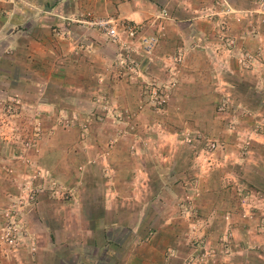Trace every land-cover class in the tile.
Here are the masks:
<instances>
[{
  "label": "crops",
  "instance_id": "1",
  "mask_svg": "<svg viewBox=\"0 0 264 264\" xmlns=\"http://www.w3.org/2000/svg\"><path fill=\"white\" fill-rule=\"evenodd\" d=\"M254 1L225 0L231 11L247 16L240 24L228 23L223 31L234 39L232 47L218 40L215 21L205 18L214 0L0 1V114L10 96L20 98L23 112L36 109L51 122L72 113L91 116L102 96L127 112L143 97L149 73L164 76L160 69L168 65L169 55L186 50L183 72L164 114L154 120L144 111L135 120L138 129L166 130L167 137L154 144L165 147L162 166L149 171L136 168L135 160L122 152L121 143L107 159L113 165L110 180L101 182L98 172L92 171L96 168L86 164L81 177L88 178L87 182L68 187L75 200L60 201L48 192L36 196L22 210V217L37 243L38 264H183L193 249L192 238L216 237L222 226L235 227L231 211L237 214L242 199L252 219L232 231L235 252L219 253L203 264H264V226L260 223L264 216V144L252 139L249 154L243 157L237 147L245 134L222 136L214 153L206 155L199 149L192 164L190 153L181 146L187 133L210 130L215 98L223 93L238 97V106L247 98L255 99L251 110H264V17L260 14L264 0L259 9ZM161 10L166 12L165 37L150 55L128 56L134 66L131 81L105 71L113 61L121 60L123 51L117 45L99 32L77 25L65 27L64 23L85 11L97 18L152 22ZM199 14L203 18L198 19ZM193 40L196 48L190 51ZM257 51L260 56L255 57ZM244 52L253 54L250 66L237 64ZM13 128L0 123V210L27 177ZM60 139L42 145V161L53 159V169H48L53 177L63 175L64 163L84 162L76 152V138L67 144ZM62 144H73L74 152L59 154ZM93 154L94 150L88 153L85 162ZM71 172L76 175L73 167ZM192 177L198 179L194 182L199 199L193 202L198 216L188 219L183 209L193 192ZM189 221L199 225L194 234ZM210 225L217 229L212 232Z\"/></svg>",
  "mask_w": 264,
  "mask_h": 264
},
{
  "label": "rangeland",
  "instance_id": "2",
  "mask_svg": "<svg viewBox=\"0 0 264 264\" xmlns=\"http://www.w3.org/2000/svg\"><path fill=\"white\" fill-rule=\"evenodd\" d=\"M0 1L9 3L19 0ZM254 2L257 3L259 9L261 4L260 0H255ZM212 5L210 12H207V17L205 18L211 22L215 21V28H217L218 31V40L227 44V46L232 47L234 45V39L223 34V31L225 28H228V23L232 22L240 24V22L242 20L244 21L247 16H244L242 13H236L233 10L231 11L227 7L225 0H214ZM161 11L165 12V10ZM260 14L264 17V13ZM164 15H166V12ZM202 15L203 14H199L197 17ZM164 17L165 16L162 18L156 17L152 22L140 23L145 25L144 29L146 34H154L158 36L157 44L148 54H146L147 56L155 50L165 37L164 25L166 19H164ZM110 18L113 17H109L108 19ZM92 19L105 18L94 17L90 12L85 11L77 13L73 18L64 20V23L65 27L77 25L87 30L99 32V34L104 36L99 29L90 26L85 22ZM198 19H200V17H198ZM259 23L260 20L258 24ZM196 43L197 42L193 40L188 45V50H194V48H196ZM79 48L81 49V46H79ZM185 51L176 50L169 55L168 59L170 64L168 63V65L162 67V70L160 69L161 74L164 76L159 75V77L156 78L152 74L150 76L149 73L150 80H147L145 84L143 97L137 102V104H134L133 101H131V103L134 104V108L127 112L108 104V102L110 103V100L107 102L106 97L104 96L103 98L102 96L97 103L96 110L91 116L80 117L78 114L72 113L61 115L54 122H51V120H44L43 114L36 109H33L30 112H23V109L18 102L21 101L18 96H10L7 99L0 114V123L7 124L8 126L9 124L13 125L15 136L18 138L17 140L20 141L17 155L20 160H22L21 158L25 159L24 165L27 169V177L23 180L21 187L12 201L8 202L7 205L0 210V229L3 228L6 223L4 213L9 210L12 204H14L15 207L18 206V209H16V213H14L13 216L14 220L17 223L19 222L21 227L19 229L21 236L19 237L17 244L13 247L7 246L0 241V264H38L35 260L37 243L30 237L31 234H29L25 225L26 223L23 221L22 210L29 205H32L36 198H38L36 196L43 192H48L49 195L60 201H72V198L75 200L76 198L69 193L68 187L69 185H74V183L83 185L87 182L88 178L81 177V173L85 170L86 164L90 167L96 168L92 171L98 172L100 176L99 180H101V182L110 180L112 178L111 170H113V165L108 163L107 159L110 158L112 152H116V148L119 144L123 143L122 152L127 155V158L135 160L132 162V165H135L136 168L142 169L143 167H146L149 171L153 166H162L163 163L161 159L166 156L163 151L165 147H155L154 144L163 141L161 138L167 137L166 130L164 128L156 129L155 127L152 129H143L142 127H139L138 129L135 125V120H137L138 115L144 111H147L148 114L153 116L154 120L158 118L157 116L160 118L162 114H164L166 111L165 106L170 100L171 90L174 88V85H176L177 79H179L178 76L183 72V66L181 64L182 57L186 53ZM136 53L141 52L136 51L129 53V55ZM257 53H253L255 57L260 56V52L257 51ZM253 54L247 52L240 54L237 57V64L243 67L250 66V62L254 59ZM127 65H129V69H126L125 64H123L121 60L119 61V59H116L109 65L107 70L105 69V71L111 76L115 75V78H127L131 81L133 80L132 69L134 66L132 63ZM165 69L166 71L163 72ZM101 80L102 79L99 78V84L102 83ZM151 85L163 90L164 96L162 97L163 101L160 107L155 108L150 101L149 92ZM237 100H239L238 97L236 98L234 95L232 96L227 93L217 96L213 107V126L210 130L207 133L193 130L191 133H187V136L183 138V143L185 145L181 146L184 147L186 153H190V164H192L191 160L193 161V156L197 155L199 149L206 155L214 153V151L218 149V146L220 147L218 139L221 140L222 136H237V134H239L238 137H240L242 136L241 133L245 134L246 137L244 138L243 136L241 138V141L238 143L239 146L237 147L239 156L243 157L249 154V143L252 139L260 140V142L264 144V110L260 112H254L251 110L255 108L253 103L255 99L251 100L247 98L244 101L247 105L244 103L239 106L236 105L238 102ZM221 105H223L222 108H220ZM214 122H216V124ZM234 131L240 133L231 134V132ZM246 131L247 133H245ZM178 135L181 136L180 133ZM92 137L97 138V140H92ZM75 138L77 141V147L80 150L76 149V152L82 154L84 162L79 161L76 165L74 163H72V165L64 163V168H61L60 171L63 172V175L57 177L51 176L50 173H48V169H53V159L51 161L47 159L42 161L41 152L43 150V142L60 139L65 140L67 144V141L73 142ZM235 139L237 138H233L232 141H235ZM66 144H62L60 147L61 149H57L59 154H62L63 156H66L71 152L73 153L74 151L72 150L75 149L73 144L70 146H66ZM88 144L91 145L88 146ZM93 150L95 154L90 156L88 163L85 162L89 156L88 153ZM39 153L41 154L39 155ZM139 156L140 158L138 159ZM72 167L75 169L76 175H72ZM197 180L196 177H192L189 182L192 183L191 189L193 192L189 194L187 199L189 202L183 209V212L188 219H195L198 216L197 209L193 206V202H196L197 199H199L197 184L194 182ZM231 212L235 214V227L232 226L231 228L229 224L222 226L216 237L207 236L206 239L201 237H196L197 239L192 238L190 242L193 244V249H191L183 264H203L210 259L215 258L219 253L223 256H228L232 252H235V249L232 246V231L238 230L239 227L247 226V221L252 218L248 217L250 216V212L244 199L239 201L237 214L235 210ZM261 219H264V216H262ZM212 226L213 225H210L208 228L214 232L217 228ZM198 227L199 225L196 222H190L189 230L191 234H194L198 230ZM195 244L198 245V249ZM20 250L22 251L21 253ZM165 252L169 253V251Z\"/></svg>",
  "mask_w": 264,
  "mask_h": 264
},
{
  "label": "built area",
  "instance_id": "3",
  "mask_svg": "<svg viewBox=\"0 0 264 264\" xmlns=\"http://www.w3.org/2000/svg\"><path fill=\"white\" fill-rule=\"evenodd\" d=\"M164 13V11H161L158 17L162 18ZM85 22L99 29L110 43L117 45L121 51H123V54H119V56H121V61L125 64L126 69L130 68L127 64H131V61L128 60L129 53L139 51L146 55L153 49L158 41V36L146 34L144 29L145 25L140 23L113 18L92 19ZM163 96V90L151 85L149 98L155 108L161 106ZM222 107L223 105L220 106V108ZM16 209H18V206L15 207V205L12 204L9 210L4 213L6 223L3 228L0 229V241L11 247L17 244L21 236L19 222L17 223L13 216V214L16 213ZM261 225H264V219Z\"/></svg>",
  "mask_w": 264,
  "mask_h": 264
}]
</instances>
